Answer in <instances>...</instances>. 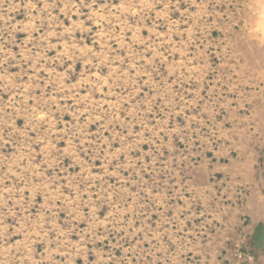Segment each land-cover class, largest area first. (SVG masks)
<instances>
[{
	"label": "rangeland",
	"instance_id": "rangeland-1",
	"mask_svg": "<svg viewBox=\"0 0 264 264\" xmlns=\"http://www.w3.org/2000/svg\"><path fill=\"white\" fill-rule=\"evenodd\" d=\"M0 264H264V0H0Z\"/></svg>",
	"mask_w": 264,
	"mask_h": 264
}]
</instances>
